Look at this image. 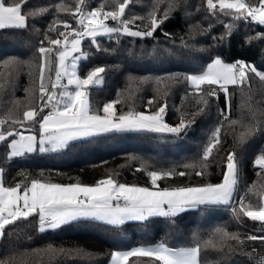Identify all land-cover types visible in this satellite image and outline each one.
Instances as JSON below:
<instances>
[{
  "label": "trees",
  "instance_id": "obj_1",
  "mask_svg": "<svg viewBox=\"0 0 264 264\" xmlns=\"http://www.w3.org/2000/svg\"><path fill=\"white\" fill-rule=\"evenodd\" d=\"M173 2L130 0L125 18L144 17L143 20L136 19L133 26V30H140L148 25L149 12L155 8L156 15L162 16ZM119 3L123 0H85L83 7L87 12L104 5L105 11H111L118 8ZM75 4L76 0H27L22 11L35 14L29 16L28 27L0 30V118L15 109L17 102L21 116L26 110L30 93L25 89H38L40 58L37 50L40 43L44 41V46H49L45 34L57 38V32L49 31L53 22L59 26V31H65L61 25L63 21L77 27L76 17L71 14L75 12ZM57 5L63 6L62 9L58 10ZM197 8L201 10L197 11ZM108 23L117 26L112 21ZM228 24L233 25L230 38L214 40L213 37L227 35L225 25ZM165 32L171 34L170 37H165ZM258 34H264V25L250 20L233 21L231 16L219 12L211 15L206 0H180L172 9L170 19L156 30L153 37L100 36L97 38L100 50L85 39L81 49L86 58L78 62V74L84 77L95 67L106 69L102 83L88 89L92 108L101 114L103 105L113 100H120L116 105L118 112L128 111L130 107L145 111L147 101L155 98L161 103L166 102L167 120L175 124L182 114L191 118L192 113L203 106L196 104L198 97L191 95L193 89L183 76L203 71L212 58L220 56L225 62L244 60L264 71V39L254 38ZM13 57L22 62L20 67H5L3 62ZM173 73L181 74L179 82L165 81L159 86L139 83L142 77H167ZM51 76L54 80L55 63ZM165 92L168 95L165 96ZM228 93L230 109L226 107L225 94L218 92L217 97L209 99L204 114L196 117V123L179 138L166 133H113L71 142L60 152L42 154L37 151L12 160L7 158L6 143H1L0 168L3 169L5 186H15L21 181L29 183L33 178L57 183L94 184L110 174L121 183L150 186L146 172L138 171L142 165H146L149 171L174 168L176 173H187L184 177L174 175L160 181L161 187L218 183L223 178L226 156L232 151L237 154L239 183L229 205L200 206L175 218L153 217L145 222H126L120 227L82 219L43 233L38 231L36 216L16 221L6 226L4 236L0 238V264H108L115 250H129L162 241L171 247L191 246L194 236L201 242H212L202 248L201 264H261L264 244L259 241L238 245L230 240L228 244L243 251L227 255V245L223 250L212 246L218 243V238L213 235L217 227L238 233L241 239L264 235V223L252 221L240 211L242 196L245 205L258 206L260 193L264 191V170L255 166L256 157L264 155V81L252 76L242 86H229ZM35 95L38 106V90ZM152 107L155 108L156 104ZM221 110L228 114L222 126V143L204 161L203 151L212 132L220 126ZM232 121L236 123L232 124ZM253 123H259L261 130L242 141L246 127ZM35 130L38 132V126ZM202 163L207 165V175L203 178L195 175ZM185 165L196 167L186 168ZM49 246L53 249H80L86 255L35 251L49 249ZM130 264L151 262L146 257H133Z\"/></svg>",
  "mask_w": 264,
  "mask_h": 264
},
{
  "label": "snow or ice",
  "instance_id": "obj_2",
  "mask_svg": "<svg viewBox=\"0 0 264 264\" xmlns=\"http://www.w3.org/2000/svg\"><path fill=\"white\" fill-rule=\"evenodd\" d=\"M26 2L27 0H0V30L28 27L29 16L35 14H26L22 11ZM179 2L180 0H174L173 3H169L162 16H157L154 8L148 13V25L143 29L133 30L136 19L145 18L135 17L131 20L125 18V9L130 0H123V3L118 4V8L111 11H105V6L101 5L87 12L83 7L85 0H76L75 12L71 14L76 17L77 27L74 28L67 21H63L61 25L65 31H59V26L53 22L49 26V31L57 32V38L52 39L45 34L49 46L45 47L44 41L40 43L37 50L40 58L38 89H25V92L30 93L26 110L21 116L17 102L15 109L10 110L6 117L0 118V143L7 145V158L9 160L22 158L37 151L42 154L56 153L66 150L71 142L113 133H166L179 138L196 123V117L204 114L209 99L217 97L218 92L225 94V104L230 109L229 86H242L248 83L252 76L264 81V71L259 70L255 65L244 60L225 62L220 56H216L207 63L203 71L183 76V80L193 89L191 95L198 97L196 104L203 105L192 113L191 118L182 114L178 123H169L166 102L161 103L155 98L147 101L145 111H137L130 107L128 111L118 112L116 105L120 103L119 99L105 103L102 114L94 110L88 99V89L102 83V74L106 69L95 67L84 77L78 74V62L86 58V54L81 49L82 42L89 39L91 44L100 50L97 39L100 36L123 35L141 39L153 37L156 30L170 19L172 9L177 7ZM56 7L61 10L63 6ZM206 8L211 15L219 12L231 16L233 21L250 20L264 25V0H248V2L206 0ZM200 10L197 8V11ZM108 21L114 22L117 26H110ZM225 27L228 30L227 35L213 37L214 40L223 41L230 38L233 25L228 24ZM68 29L71 31H67ZM163 34L165 37L171 35L167 32ZM254 38L264 39V34H258ZM54 52L55 60H53ZM3 63L5 67L16 69L22 62L13 57ZM53 63H55L54 80L51 76ZM180 80L181 74L173 73L167 77H142L139 78V83L159 86L165 81L177 83ZM204 86L207 88L205 89ZM37 90L38 106L35 95ZM164 95L168 93L165 92ZM154 103L155 108L152 107ZM221 116L220 126L212 132L204 148V161H207L213 155L214 149L222 143V126L224 120L228 119V114L221 110ZM253 117L255 118V113ZM231 123L235 124L236 121ZM37 126L38 132L35 130ZM260 130L259 123L248 125L241 140ZM255 166L264 170V155L256 157ZM185 167L195 168L196 165H185ZM206 168L207 165L202 163L195 175L203 178L207 175ZM140 170L146 172L150 186L121 183L111 174L94 184L57 183L33 178L29 183L21 181L15 186H5L3 169L0 168V238L4 236L6 226L31 216L38 217V231L41 233L59 229L82 219L120 227L126 222H145L153 217L175 218L187 210L198 209L200 206L229 205L234 199L239 183L238 159L234 151L227 154L223 178L218 183L161 187L160 181L170 179L174 175L184 177L187 173L184 171L176 173L174 168L149 171L146 165H142L138 171ZM232 210L236 212L235 207ZM240 211L252 221L264 223V191L260 193L258 206L251 203L245 205L242 196ZM213 235L218 238V243L212 246L223 250L227 245L226 255L243 251L242 248L237 249L228 244L230 240L236 241L238 245H244L247 241H259L264 244V235H250L241 239L238 233L229 232L224 227H217ZM210 243L212 242H201L194 236L191 246L171 247L163 241L154 245H141L126 251L112 252L110 264H130V258L133 257H146L151 264H201L202 248ZM35 251L86 255L80 249H53L51 246L46 250ZM261 264H264V260Z\"/></svg>",
  "mask_w": 264,
  "mask_h": 264
},
{
  "label": "rangeland",
  "instance_id": "obj_3",
  "mask_svg": "<svg viewBox=\"0 0 264 264\" xmlns=\"http://www.w3.org/2000/svg\"><path fill=\"white\" fill-rule=\"evenodd\" d=\"M111 26V25H110ZM66 82V81H65ZM89 99V98H88ZM1 144V143H0ZM148 245H154V244H148ZM148 245H144V246H148ZM141 246V245H138ZM137 247V246H134ZM130 250V249H129ZM115 251H126V250H115ZM111 259L109 260L108 264H110Z\"/></svg>",
  "mask_w": 264,
  "mask_h": 264
},
{
  "label": "built area",
  "instance_id": "obj_4",
  "mask_svg": "<svg viewBox=\"0 0 264 264\" xmlns=\"http://www.w3.org/2000/svg\"><path fill=\"white\" fill-rule=\"evenodd\" d=\"M233 209V208H232Z\"/></svg>",
  "mask_w": 264,
  "mask_h": 264
}]
</instances>
